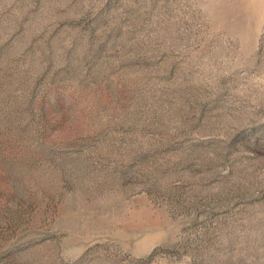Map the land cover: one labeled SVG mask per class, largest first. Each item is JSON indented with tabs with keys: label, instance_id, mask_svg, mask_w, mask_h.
Wrapping results in <instances>:
<instances>
[{
	"label": "rangeland",
	"instance_id": "rangeland-1",
	"mask_svg": "<svg viewBox=\"0 0 264 264\" xmlns=\"http://www.w3.org/2000/svg\"><path fill=\"white\" fill-rule=\"evenodd\" d=\"M0 264H264V0H0Z\"/></svg>",
	"mask_w": 264,
	"mask_h": 264
}]
</instances>
